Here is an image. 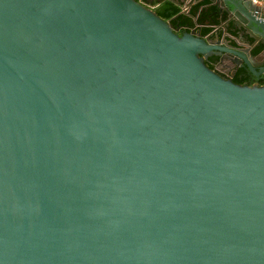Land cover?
I'll use <instances>...</instances> for the list:
<instances>
[{"label":"water","instance_id":"95a60500","mask_svg":"<svg viewBox=\"0 0 264 264\" xmlns=\"http://www.w3.org/2000/svg\"><path fill=\"white\" fill-rule=\"evenodd\" d=\"M210 2L203 37L140 0H0V264H264V86L205 64L264 75V5Z\"/></svg>","mask_w":264,"mask_h":264},{"label":"trees","instance_id":"16d2710c","mask_svg":"<svg viewBox=\"0 0 264 264\" xmlns=\"http://www.w3.org/2000/svg\"><path fill=\"white\" fill-rule=\"evenodd\" d=\"M140 1L145 3L147 6L152 7L154 12L161 19L171 23L175 28H180V31L178 32L179 36L193 30L200 33L203 37L208 36L215 29L220 28L227 18L226 15H224L223 18L219 16L217 7L212 6L210 0L196 1L188 12L182 9L185 4V0H178L177 3L170 2L168 0ZM229 30L233 35H238L232 29ZM219 34H221L220 31ZM248 42L252 44L253 39L248 38ZM263 49V45H258L252 51V54L255 56L259 55ZM205 64L208 68L217 72L216 68L219 64V57L213 55L205 60ZM231 80L233 83L240 86H253L255 84L264 86V75L256 77L247 67L237 69Z\"/></svg>","mask_w":264,"mask_h":264},{"label":"flooded vegetation","instance_id":"af4514ba","mask_svg":"<svg viewBox=\"0 0 264 264\" xmlns=\"http://www.w3.org/2000/svg\"><path fill=\"white\" fill-rule=\"evenodd\" d=\"M195 3L193 2L192 6L194 5ZM189 5V3H185L184 4V8H186V6ZM191 6V7H192ZM186 12H188L189 10H185ZM216 15V14H215ZM230 27V26H229ZM232 27V26H231ZM229 28V29H232L233 31H235L238 35L235 36V35H232V37H234L236 39V37L238 38L237 40L242 44V45H245V46H251L252 44H250L248 42V37H246L245 34H243L242 32L240 31H237L235 30L233 27L232 28ZM198 33V32H197ZM200 34V33H198ZM201 35V34H200ZM233 45H235L234 43H232ZM259 44H257L255 47L252 48V51L258 46ZM242 67H247L246 65L242 64V65H237L236 63H232L231 61H226L225 62V66H220L219 64L217 65V72L224 78L226 79H229L231 78V76L233 74H235V72L237 71V69L239 68H242ZM234 76V75H233ZM262 76V75H261Z\"/></svg>","mask_w":264,"mask_h":264},{"label":"built area","instance_id":"2783aa9c","mask_svg":"<svg viewBox=\"0 0 264 264\" xmlns=\"http://www.w3.org/2000/svg\"><path fill=\"white\" fill-rule=\"evenodd\" d=\"M254 3L264 5V0H252Z\"/></svg>","mask_w":264,"mask_h":264},{"label":"crops","instance_id":"0c3cea01","mask_svg":"<svg viewBox=\"0 0 264 264\" xmlns=\"http://www.w3.org/2000/svg\"><path fill=\"white\" fill-rule=\"evenodd\" d=\"M150 1H152V0H150ZM196 1H198V0H194V3H195Z\"/></svg>","mask_w":264,"mask_h":264}]
</instances>
